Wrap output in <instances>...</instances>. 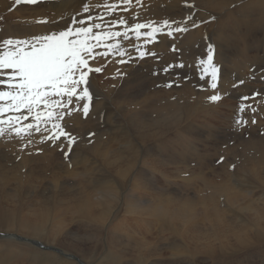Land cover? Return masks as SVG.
Masks as SVG:
<instances>
[{
  "label": "bare ground",
  "instance_id": "1",
  "mask_svg": "<svg viewBox=\"0 0 264 264\" xmlns=\"http://www.w3.org/2000/svg\"><path fill=\"white\" fill-rule=\"evenodd\" d=\"M84 3L92 6L94 17L103 16L97 22L105 28L118 18L126 19L129 26L136 22L158 26L167 19L170 23H187L189 31L168 36L165 27L147 44L145 38L137 40L135 33L129 32L127 38H117L129 54L123 57L124 63L111 53L97 55L91 61L93 68L100 67L102 72L92 73L90 83L112 97L108 116L112 118L116 107L129 124L121 136L123 147H118V141L107 132L94 130L98 128L91 117L85 124L80 115L68 110L70 105L63 122L66 130L79 137L69 154L71 166L57 152L58 147L40 143L38 133L27 148L23 146L26 141L19 137H0V264H176L174 257L184 260L191 256V264H195L198 255L213 264L225 257L231 262L230 258L245 253L264 257L262 248L255 247L262 245L264 177L262 169L254 165L264 163V158L260 162L256 159L257 163L250 160L251 165L242 162L241 172L238 165L232 169V184L224 177L216 178L206 148L201 150V144H195L194 132L201 140L203 132L195 118L218 102H207L213 93L202 95L195 87L182 97L174 91L205 81L199 78L197 66L201 58H206L208 43L214 44V62L220 67V75L224 74L219 84L226 107L235 104L240 98L237 94L257 88L249 76L261 77L264 62L253 66L250 60L262 57L261 47L264 50V0H132L131 5L123 0H60L31 6L0 0V26L4 24L0 40L60 30L70 25L73 16L86 19ZM104 3L116 4V11L105 14ZM192 3L215 11V23H211L212 14L201 10V14L193 12L194 18H199V26L193 28L186 20L188 15L180 12ZM206 18L211 27L200 23ZM44 19L50 23L39 22ZM112 27L124 31L123 26ZM138 45L149 53L144 58L139 57ZM104 51L103 47L96 49L97 53ZM181 63V68L190 73L176 67ZM171 64L181 71L177 75L181 78L176 79V85L172 81L173 86L166 87L171 81ZM232 66L236 67L233 75L226 73ZM165 68L169 70L163 71ZM119 73L127 76L121 79ZM235 78L247 81L248 89ZM203 84L206 88L210 82ZM225 115L229 120L230 114ZM171 126H176L172 135ZM89 133L95 135L90 137ZM218 139L215 141L221 142ZM25 149V164L19 171L12 159L18 160ZM171 168L177 175H171ZM181 177L183 183L177 181ZM13 179L17 183L14 188ZM253 188H261L262 194ZM231 205L237 209L226 215ZM252 215L256 216L254 220L249 218ZM252 225L255 232L250 230Z\"/></svg>",
  "mask_w": 264,
  "mask_h": 264
},
{
  "label": "snow or ice",
  "instance_id": "2",
  "mask_svg": "<svg viewBox=\"0 0 264 264\" xmlns=\"http://www.w3.org/2000/svg\"><path fill=\"white\" fill-rule=\"evenodd\" d=\"M45 2L47 0H14V5L31 6ZM139 2L140 0H137V3ZM123 3L131 5L132 0H123ZM102 7L105 14H111L116 11L117 5L104 3ZM188 7L194 9L196 6L192 3ZM91 11L92 6L84 3L83 13L88 14L86 19L77 20L73 16L70 25L66 24L60 30H52L47 34L32 35L28 38L0 40V137H19L22 141H26L23 146L27 148L33 143L31 138L38 133L41 138L40 143L48 142L60 148L69 166H71L69 154L79 137L67 131L62 121L73 98L78 102L83 101V116L87 117L91 111L94 95L90 88L89 77L92 73L102 72V68H93L90 61L95 60L97 55L107 56L111 53L120 56V62L124 63L123 57L129 54L117 38H127L129 32H134L137 40L145 38L147 44L156 38L157 33L164 31L165 27L168 29V36L189 31L187 23L175 21L170 23L167 19L158 26L151 22H136L129 26L126 19L118 18L105 28L102 23L97 22L103 20V16L94 17ZM212 19L215 17L213 16ZM186 20L191 22L193 28L199 26L191 13ZM39 22L50 23L47 19ZM113 24L123 26L124 31L113 30ZM173 24L176 26L173 27ZM145 29L150 30L143 31ZM101 47L106 51L97 53L96 49ZM136 50L139 51L140 58L149 54L140 50L139 45ZM214 53V44L208 43L206 58H201L197 67L199 78L206 81L210 78L209 86L215 90V94L208 99L220 102L224 96L218 90L220 67L214 62ZM151 55L156 54L151 53ZM128 62H131L130 56ZM179 67L184 65L181 63ZM168 70L169 68L163 69L165 72ZM126 76L127 73H119L121 79ZM165 86L172 87L173 82L170 81ZM243 99L249 98L245 96ZM76 107L80 108L81 105L77 103ZM244 110L242 105L240 111ZM251 112L256 113L257 107L251 106ZM29 120L31 122H28ZM252 123H256L255 117ZM235 124L247 126L248 121L237 119ZM49 132L50 135H45ZM94 135L95 133H89L90 137ZM220 159L223 160V157ZM231 167L235 169L236 164H232Z\"/></svg>",
  "mask_w": 264,
  "mask_h": 264
},
{
  "label": "rangeland",
  "instance_id": "3",
  "mask_svg": "<svg viewBox=\"0 0 264 264\" xmlns=\"http://www.w3.org/2000/svg\"><path fill=\"white\" fill-rule=\"evenodd\" d=\"M201 10L202 12H206V14H212V16H210V19H211V23L214 24L215 23V20L217 18L216 16V13L215 11H213L211 8H208V7H205V6H198V7H195L194 9H191L189 10V7L186 6V10L185 12H183V10H180L181 14L185 13L186 15H189L190 13L193 14V12H196V14H201ZM215 17V19H212V17ZM196 20H199V18H196ZM204 21V25L206 28L208 27H211L210 25V22L207 21V18L206 20H202ZM4 24H2V26H0V32H2V27H3ZM201 25V24H200ZM208 26V27H207ZM260 54L262 57H255L256 59H252L250 60V63L251 65L253 66H259L261 64H263L262 62H264V50H263V47H261L260 49ZM171 60L174 61L171 57ZM259 62H257V61ZM171 61V62H172ZM90 65L93 67V63L90 61ZM175 66L174 64H171V66ZM171 67V81H174L175 82V85H176V79L177 78H181L180 76H177L181 71H179L178 69L174 68V67ZM177 68L183 70L182 72L184 73H190V71L187 69V70H184V68H181V67H178L176 66ZM95 68V67H94ZM235 68L234 66L230 67L229 69H227V72L226 73H229V74H232L233 75V72L235 71ZM263 71V70H262ZM257 73L258 72H261V71H256ZM222 73V72H221ZM225 73V72H224ZM257 75V74H256ZM263 76V77H262ZM261 77H258V76H255V75H251L249 76V79L251 81V83L253 85H258L257 88H250L248 89L247 86H246V83L247 81H244V80H241V79H237L235 78V81L236 80H239L240 82L243 81V83H241V85L243 86H246V88L249 90L247 93H242V94H237L238 96H240V98H236V101H235V104L230 108V107H226V99H222V101L218 104H216L214 107H210L209 105V108L211 109H208L206 108L204 110V112L207 114V115H203L205 114L204 112L202 114H200L198 117L195 118V120L197 119L196 124L200 125V129L202 130L203 134L201 135V140H198V137H197V133L194 132V136H195V144H201L200 145V149L204 150L205 148V152L208 154L207 156V160L209 162L210 161V166L212 168H215V170L217 171V173L214 174V176H218L216 178L220 179H224L226 181H229L231 184L232 182L235 180V177L233 176L232 177V174H233V170H232V167L231 165L232 164H236V166L238 165V168H239V171L241 172V165H243V163L245 162L246 164H253L252 162H256V159H258L257 161H261L262 158H264V74L262 75ZM90 77H91V74H90ZM90 77H89V83H90ZM98 77V75H97ZM221 78H224V74L220 75ZM255 78V79H254ZM258 81H257V80ZM97 82L99 83V79L97 78ZM210 80H205V81H202V82H199V83H196V84H188V85H184L183 87L181 88H177L175 89L174 91L176 93L179 94V96H186L188 94H190V92H192L191 90L195 87L198 91H202V95L205 94V93H213L215 94V90L211 89V87L209 88V90L207 89L209 86H207L205 88L204 84L203 83H209ZM260 83V84H259ZM262 83V84H261ZM201 86H200V85ZM194 85V86H193ZM220 85L222 86V84H219V92L221 93V89H220ZM97 86H100V85H97ZM260 86V88H259ZM203 87V88H202ZM256 87V86H255ZM90 88L91 90L93 91V95H94V99L92 101V107H91V111L89 113V115L87 117L83 116V113H82V104H83V101H77L76 98H73V101L71 104H69V111L70 112H74L75 115H80L81 116V119L84 121L85 124H87V122L89 121L90 117H91V121L96 125L95 127H97L98 129H94V130H97V132H104L105 134L109 135V137H114L115 141L117 140L118 141V147H123V142L121 141V136H123L124 131L125 129H127V125H129L125 120H124V117H122L123 115L121 114L120 115V111L115 107V110L112 109V114H111V117L110 118L108 116V108L111 106V99L112 97L109 95V94H104L106 93L101 87H99L98 89L94 86H92V84L90 83ZM176 88V86L174 87ZM173 89V88H172ZM181 89V90H180ZM187 89V90H186ZM207 89V90H206ZM204 90V91H203ZM100 91V93H99ZM195 91V90H194ZM102 92V93H101ZM172 93V92H171ZM97 94V95H96ZM258 94V95H257ZM98 96V98H96ZM111 98H110V97ZM171 96L173 97H176L174 94H171ZM247 96L249 99L248 100H244L243 97ZM110 100H109V99ZM207 102H211L209 99H206ZM263 100V101H262ZM110 101V102H109ZM225 101V102H224ZM77 103H79L81 105L80 108H77L76 105ZM110 103V104H109ZM72 104L74 105V107L72 106ZM225 104V105H224ZM105 108H104V106ZM224 105V106H223ZM244 106L245 110L243 112L240 111V108L241 106ZM207 106V107H208ZM251 106H255L257 107V112L256 113H252L251 112ZM217 107V108H215ZM73 108V109H72ZM229 110H228V109ZM225 109V110H224ZM73 110V111H72ZM77 110V111H76ZM104 110V111H103ZM214 110V111H213ZM219 110V111H218ZM225 111V114L226 112L230 114V118L229 120H227V115H225L223 112ZM79 111V112H78ZM215 114V112L217 111L216 115L213 114V112ZM212 112V113H210ZM219 112V113H218ZM233 112V113H232ZM115 113V114H114ZM238 113V114H237ZM220 116H219V115ZM222 114V115H221ZM91 115V116H90ZM202 115V116H201ZM210 115V116H209ZM214 115V116H213ZM224 115V116H223ZM66 116V115H65ZM64 116V118H65ZM203 116L206 118H203ZM209 118H208V117ZM212 116V117H211ZM216 116V117H215ZM245 116V117H244ZM250 116V117H248ZM110 118L111 121L107 118ZM117 117V118H116ZM214 117V118H213ZM253 117H255V120H256V123H252V120H253ZM114 118V119H113ZM214 120H213V119ZM217 118V119H215ZM206 121H205V120ZM237 119H243V120H247L248 121V124L247 126H237L235 124V121ZM120 120H123V121H120ZM209 120H212L210 124V121ZM224 120H227V121H224ZM259 120V122H258ZM108 121V122H107ZM116 121V122H114ZM224 121V122H223ZM231 121V122H230ZM250 121V122H249ZM28 122H31V120H29ZM106 122V123H105ZM113 122V123H112ZM209 122V123H208ZM223 122V123H222ZM63 124H66L62 121ZM110 123V124H109ZM226 123V124H225ZM259 123V124H258ZM114 124V125H113ZM113 125V126H111ZM214 125V126H213ZM225 125V126H224ZM204 127V129H202V127ZM219 126V127H217ZM229 126V127H228ZM231 126V127H230ZM255 126V127H254ZM111 127V128H109ZM125 127V128H124ZM102 128V129H101ZM116 128V129H115ZM214 128V129H213ZM221 128V129H220ZM256 128V129H255ZM104 129V130H103ZM113 131H111V130ZM173 129H176V126H171V135L173 134ZM216 129V130H215ZM225 129V130H224ZM246 129V130H245ZM89 130V128H88ZM107 130V131H106ZM198 129L196 130H193V131H197ZM227 130L229 132H227ZM234 130V131H233ZM258 132H257V131ZM68 131V130H67ZM231 131V135L229 134ZM237 131V132H235ZM107 132V133H106ZM115 132V133H114ZM117 133V134H116ZM121 133V134H120ZM223 133V134H222ZM236 133V134H235ZM223 136H221V135ZM205 135V136H204ZM220 135V136H219ZM241 135V137H240ZM219 136V137H218ZM232 136H233V139H232ZM259 136V138H258ZM117 137V138H116ZM207 137V138H206ZM216 139H215V138ZM236 137L238 140H236ZM211 138H213V140H217V138H219L218 140L221 141V142H218V141H213ZM224 138V139H223ZM231 141L229 143V140ZM241 139V140H240ZM120 140V141H119ZM209 141L208 143L204 144V141ZM227 140V141H226ZM245 140V142H244ZM234 141H236L234 143ZM21 142V141H20ZM66 142V141H65ZM213 142V144L211 143ZM223 142V144H222ZM214 143L217 144V148L215 149L214 147ZM222 145H221V144ZM241 143V145H240ZM66 145V143H65ZM76 145V144H75ZM75 145L72 146V151H73V148L75 147ZM208 145H211V146H208ZM224 145V146H223ZM263 145V146H262ZM53 146V144H52ZM213 147V148H212ZM239 150H238V148ZM20 148V147H19ZM224 150H223V149ZM232 148V149H231ZM246 148V149H245ZM235 149V150H234ZM258 149V150H257ZM260 149H263V150H260ZM21 150V149H20ZM57 152L61 153V150L58 148L56 149ZM133 150L135 151V148H133ZM215 150V151H214ZM231 150V151H230ZM256 150V151H255ZM224 151V152H223ZM259 151V153H258ZM25 152H26V149L23 150L22 152H20V159L18 160H15V159H12V162L15 163L13 164L14 166H16L19 171H21V169L23 168V165L25 164V161H24V158L26 157L25 156ZM238 152V153H237ZM241 152V153H240ZM247 152V153H246ZM257 152V153H256ZM240 154V155H239ZM251 154V155H250ZM260 156H259V155ZM196 155V154H195ZM194 155V158H197V156ZM224 155V156H223ZM229 155V156H228ZM263 155V156H261ZM212 156V157H210ZM247 156V157H246ZM223 157V160H221L220 158ZM226 157V158H225ZM234 157V159H233ZM252 158V159H249V158ZM262 157V158H261ZM209 158V159H208ZM211 158H213L214 160H212ZM229 158V159H228ZM255 158V159H254ZM236 159L238 161H236ZM242 159V160H241ZM247 159V160H246ZM229 160V161H228ZM244 160V161H243ZM250 160L252 162H250ZM224 161V162H223ZM228 161V163L226 162ZM234 163H232V162ZM241 161V162H239ZM247 161V162H246ZM239 162V163H238ZM243 162V163H242ZM249 162V163H248ZM258 162V163H259ZM264 162V160H263ZM212 163V164H211ZM244 163V164H245ZM257 163V162H256ZM223 166L220 167V165ZM226 166H225V165ZM264 163H260L259 165L258 164H254L258 169H262L260 170L261 171V176L264 177V166H263ZM191 166H194V162H192V164L190 163ZM262 165V166H261ZM215 166V167H214ZM219 166V167H218ZM230 166V167H229ZM29 166H27L26 169H28ZM226 167V168H224ZM73 168V166H72ZM222 168V169H221ZM230 168V169H229ZM225 169V170H224ZM223 172V173H222ZM220 173V174H219ZM149 174V173H147ZM177 175V172L175 170H173L171 168V175ZM191 173H187V176H192V174L190 175ZM218 174V175H217ZM263 174V175H262ZM10 175V174H9ZM224 175V176H223ZM228 176V177H226ZM220 177V178H219ZM224 177V178H223ZM231 177V178H230ZM244 179H248L247 177H243ZM231 179H232V182H231ZM171 180H173V176L171 178ZM177 181H180L181 183H183V179L181 177V180L178 179ZM17 185L16 183V180L13 179V184L11 183V187L14 188L15 186ZM178 187V186H177ZM181 189H183L182 187H180ZM261 192L262 194V189H264V187L261 189V188H253V190L255 191V193L258 192ZM261 189V190H260ZM14 193V192H13ZM178 193H180L178 191ZM264 193V192H263ZM243 199H246V198H243ZM221 200V199H220ZM236 206H232L228 208V211L226 212V215H229L231 214V212L234 211L235 213V210H236ZM251 215V214H250ZM251 220H254L256 218L255 215H252L249 217ZM263 219V218H262ZM263 225H264V219L262 221ZM250 226V230L253 232H255L256 226ZM206 227H209V224L206 225ZM262 231H263V235H262V241H261V244L262 245H258V246H255V247H261L262 248V252L261 253H264V228H261ZM19 236H22L20 234H17ZM20 240H24L26 241L27 239L24 238V237H21ZM251 255V256H250ZM133 257L136 256V254L132 255ZM189 258V257H188ZM186 258V259H188ZM229 257H225L223 258V260H219L218 262H214L213 264H229V263H232L233 261V264H264V257L262 255H259V254H250V253H245V254H242V255H237L235 257H232L230 258L232 261L230 262V260H227ZM175 261H176V264H191L194 259L192 258V256L190 257V259L186 260H182L183 258H178V257H174L173 258ZM193 259V260H192ZM201 259V260H200ZM225 259V260H224ZM255 259V260H254ZM186 260V261H185ZM197 260L199 262H197ZM227 260V261H226ZM185 261V262H184ZM205 260L202 258V256L198 255L196 257V261H195V264H210L209 261H205ZM235 261V262H234ZM86 264H89L86 262Z\"/></svg>",
  "mask_w": 264,
  "mask_h": 264
}]
</instances>
